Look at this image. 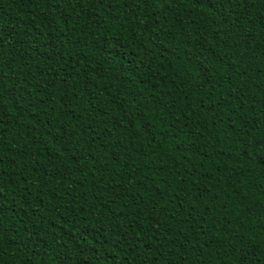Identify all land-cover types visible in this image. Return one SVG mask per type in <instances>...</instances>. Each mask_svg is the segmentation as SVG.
Listing matches in <instances>:
<instances>
[{
	"label": "trees",
	"instance_id": "16d2710c",
	"mask_svg": "<svg viewBox=\"0 0 264 264\" xmlns=\"http://www.w3.org/2000/svg\"><path fill=\"white\" fill-rule=\"evenodd\" d=\"M201 4L0 0V264H264V0Z\"/></svg>",
	"mask_w": 264,
	"mask_h": 264
},
{
	"label": "snow or ice",
	"instance_id": "6c2138e0",
	"mask_svg": "<svg viewBox=\"0 0 264 264\" xmlns=\"http://www.w3.org/2000/svg\"><path fill=\"white\" fill-rule=\"evenodd\" d=\"M198 2H200V0H198ZM219 2L220 0H202L201 6H210V5L218 4ZM219 11L220 9L217 8V12Z\"/></svg>",
	"mask_w": 264,
	"mask_h": 264
}]
</instances>
